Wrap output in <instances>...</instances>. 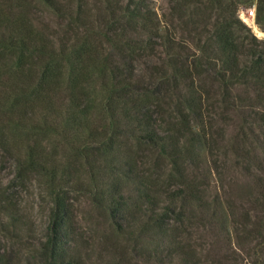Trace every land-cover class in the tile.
Wrapping results in <instances>:
<instances>
[{
    "label": "trees",
    "instance_id": "16d2710c",
    "mask_svg": "<svg viewBox=\"0 0 264 264\" xmlns=\"http://www.w3.org/2000/svg\"><path fill=\"white\" fill-rule=\"evenodd\" d=\"M35 1L49 8L60 20L65 21L68 18L70 22L74 21L75 26H67L61 38L56 35L58 32L48 34L34 22V16L18 11L19 8L25 7L26 0H0V108L6 109L7 121L18 128L33 126L55 133L59 128V117L64 115L63 121H66L70 115L71 119H74V113H71L74 110L89 114L92 109L99 108L104 112L108 126H104L105 130L101 128L100 131H95V134H90L91 138L100 137L102 131L104 134L109 132L107 127L114 136L119 134L121 125L128 127L126 131L135 136L137 143L158 147V155L168 160L172 166V179L180 177L187 182L189 180L185 175L189 169L188 165L192 164L189 159L193 160L187 152L191 146L203 144L207 148L209 163V166L207 163L203 167L207 166L208 171L214 172V181L217 184L225 174L226 157L223 153L218 155L216 151L217 137L209 132L211 124H217L216 117L215 114L208 116L203 113L202 93H196L193 87L194 77L189 68L180 65L183 73L179 75L175 73L176 70L170 74L148 77L134 73L131 62L137 56L144 55L138 52L147 50L153 55L156 49L154 45H162V33L159 32L156 11L148 7L145 0L94 2L104 4V11L108 13V16L98 14L99 17H95L97 21H101L103 28L100 36L95 35L101 38L99 43H112L121 61L127 59V62L122 63L123 71L118 70V65L108 62L106 53L98 50L99 43L91 46L85 40L91 34L89 29H93L90 27L94 16L91 10L99 11V7L83 10L88 0H75V6H72V0ZM262 1L264 0H256L258 10H261ZM236 23H240L238 18L227 19L226 16L221 31L216 34L218 43L225 50L222 63L228 70L214 73L211 77L212 82L221 89L218 90L220 100L216 106L220 111H215L220 116V120H217L221 124L214 132L221 137V133L234 127L239 130L242 140L254 141L261 150L263 159L260 158L255 166L247 160L241 164L233 160L235 167L241 166L246 175L253 177L254 193L238 199L232 195V187L224 191L228 199L217 193L208 195L206 191L209 184H202L199 179L203 178L198 174L194 176L198 178V182H194L193 189L189 186L190 183L182 182L179 187L166 194L167 206L156 204L158 200L150 190L142 194V198L151 203L149 207L136 204L135 210L129 212L124 187L118 180L112 181L107 185L105 193L99 196L100 201H103L102 207L107 212L112 228L116 233L124 234L133 241V250L139 254L141 252L144 263L209 264L207 255L203 256V253L209 254L208 251H202L200 248L193 252L196 262H192L189 255L181 251L178 241H173V247L156 246L150 250L137 247L146 227H157L162 239L172 236L171 232L179 226L177 221L181 220L178 210L184 207L192 195L196 206L206 211L209 217L218 214L233 218L237 213L234 202L238 200L241 214L246 219L243 229L247 232L250 231L251 218H258L260 214L264 218V42H257L254 36L249 39L246 35L240 36L233 27ZM79 27L84 28L81 34L77 29ZM146 34L149 39H143ZM81 37H84L82 43ZM135 52L137 56L134 55ZM157 58L159 59V56ZM72 60L77 66H73ZM85 63L91 64L92 71H86L89 66ZM72 67L78 68L81 73L72 76ZM65 76L68 78L65 79ZM94 78L103 93L97 101L90 92V84ZM181 81H188V89L180 91L172 87ZM64 89L66 102L62 103L59 93ZM66 106L64 113L63 107ZM190 118L198 120L202 125L201 129L193 130L189 124ZM178 124L181 126H177ZM7 142L6 136L0 135V147L10 155L16 169L20 171L18 177H23L19 173L29 168L40 171L52 184L66 183L65 185L70 187L69 179H63L58 166L47 163L46 156L37 153L34 145L27 144L23 149L18 147L17 150ZM248 148L241 150L246 156L252 150ZM104 149L106 150V147L103 145ZM196 163L195 168L200 170L199 162ZM253 167L255 170H252ZM120 173L125 179L139 177L135 171ZM229 184L237 182L232 181ZM64 193L60 188L53 193L55 211L47 227V240L42 244V250L48 252L42 264H68L80 260L65 253L66 249L81 242L82 236L76 233L73 224L67 222L69 217L72 218V207L64 198ZM178 202L180 204L176 208ZM15 205L14 202H2L0 199V218L5 217L0 223L4 231H8L7 227L17 221L14 214ZM168 214L171 216L165 219ZM21 218L18 206L20 224ZM124 255V251L118 254V264L125 263L127 258H123ZM221 259L224 258H219L212 264H227ZM0 262L8 264L1 257Z\"/></svg>",
    "mask_w": 264,
    "mask_h": 264
},
{
    "label": "rangeland",
    "instance_id": "374dc122",
    "mask_svg": "<svg viewBox=\"0 0 264 264\" xmlns=\"http://www.w3.org/2000/svg\"><path fill=\"white\" fill-rule=\"evenodd\" d=\"M95 1L88 0L83 9L99 7V11L91 10L94 16H92L93 21L90 27L93 29H89L91 34L85 39L91 46L101 41V38L99 39L95 34L100 36V33H103L101 21H97L95 17H99L98 14L108 16V13L104 11V4H95ZM145 1L148 7L156 11L159 32L162 33V43H160L162 45H154L156 49L153 55L146 50L139 51L140 55H144L138 57L135 52L134 55L137 58L131 62L134 73L148 77L170 74L176 70L175 73L179 75L183 73L180 65L189 68L194 77L193 87L196 93H202L203 113L208 116L215 114L217 124L216 126L211 124L209 132L217 137L215 146L218 155L223 153L226 157L225 174L216 184L214 172L208 171L207 166L203 167L208 163L207 148L203 144L191 146L190 151L187 152L190 158H193V160L189 159L192 164L188 165L189 169L185 175L189 180L187 182L180 177L172 179L170 177L174 172L172 166L168 160L158 155V147L137 143L135 136L126 131L128 127L121 125L120 131L118 129L119 134L116 136L107 127L109 132L104 134L102 131L100 137L91 138L90 134H95V131H100L101 128L105 130L104 126H108L107 118L99 108L92 109L89 114L74 110L71 112L74 113V119H71L70 115L66 121H63L64 115L59 117L57 133H52L33 126L18 128L12 125L7 121L6 109L2 107L0 108V135L6 136L9 146L18 150V147L23 149L27 144L34 145L37 153L46 156L47 163L58 166L59 174L64 176L63 179H69L70 184L69 188V185H65L66 183L52 184L40 171L29 170V168L22 171L24 174L19 173L23 177H18L20 171L16 169L10 155L0 147V199L2 202L16 203L14 214L17 217V221L7 227L8 231H4L0 223V257L8 264H42L44 256L48 253L43 251L42 244L47 240L45 236L49 233L47 227L53 219L55 211L53 193L57 188L65 192L64 198L72 207V218L69 217L67 222L73 224L76 233L82 236V241L75 247L65 250L67 255L80 259L79 262L73 261L68 264H118V254L121 251L127 255L123 256L127 258L124 264H129L128 261L131 262L130 264L133 262L152 264L144 263L141 252L140 255L133 250V241L124 234L116 233L109 223L107 212L102 207L103 201H100L99 196L105 193L107 185L112 181L118 180L124 187L125 197L129 202V212L135 210L136 204L149 207L151 203L142 198V194L150 190L158 200L156 204L167 206L166 194L175 190L182 182L190 183L189 186L193 189L194 182H198V178L194 176L198 174L203 178L199 179L202 184H209V189L206 191L208 195L217 193L224 199H228L224 191L232 187L231 193L238 199L254 193L253 177L246 175L241 166L235 167L233 160L240 164L247 160L255 166L260 158L263 159L261 150L254 141L242 140L239 130L234 127L221 133V137L214 132V129L219 128L221 124L220 116L215 113L216 110L220 111L216 109V106L219 105L218 90L221 89L212 82L211 77L214 73L228 70L222 63L225 59V50L216 37L222 29L226 16L227 19L238 18L239 10L254 9L257 33L248 28L239 18L240 23H236L233 27L240 36L246 35L248 39L254 36L257 42H264V1L260 3L261 10H258L256 0ZM26 2L25 7L19 8L18 11L34 16V22H37L39 28L48 34L58 32L56 35L61 38L67 26H75L74 21L70 22L68 18L65 21L60 20L49 8L38 1L26 0ZM71 2L72 6H75V0ZM73 16L74 13L72 18ZM77 29L81 34L84 28ZM143 39H149V36L143 35ZM83 40L84 37H81L80 43ZM154 40L158 42V39ZM97 47L99 51L106 53L108 62L118 65L120 67L118 70L123 69L122 63L127 62V59L120 60V55L114 50L112 43H99ZM71 63L77 66L74 60ZM85 64L89 66L86 71H92L91 64ZM72 70V76H78V73H81L78 68L72 67ZM67 78L68 76H65V79ZM91 83V96L97 101L103 93L95 78ZM187 84L188 81H181L173 84L172 87L185 91ZM65 90L59 93L62 103L66 102ZM58 100L56 103L59 105ZM66 109L67 106L63 107L64 113ZM189 124L195 131L202 126L198 120L191 118ZM103 145L106 150H103ZM244 147H249L248 150L252 148L247 156L241 151ZM196 162H199L200 170L195 168ZM252 170H255L254 167ZM126 171H135L139 177L125 179L120 172ZM232 181H236L237 184H229ZM246 182L250 184H244ZM221 202L225 204L224 201ZM195 203L192 195L185 202L184 207L178 210L181 213V220L177 221L179 226L171 232L172 236L162 239L157 227H146L141 239L137 242V247L148 250L156 246L173 247V241H178L181 251L186 252L192 262H196L193 252L201 248L202 251L209 252V254L203 253V256L207 255L209 264L219 258H224L221 260L227 264H264V218L261 214L258 218H251L250 231L247 232L243 229L246 219L241 214L238 200L234 202L237 213L233 218L218 214L209 217L206 211H202ZM179 204V202L176 203V208ZM18 206L22 216L21 224L18 222ZM244 206L249 207L248 204ZM170 216L168 214L165 219ZM0 220H5V217ZM216 254L218 255L214 256Z\"/></svg>",
    "mask_w": 264,
    "mask_h": 264
},
{
    "label": "built area",
    "instance_id": "2783aa9c",
    "mask_svg": "<svg viewBox=\"0 0 264 264\" xmlns=\"http://www.w3.org/2000/svg\"><path fill=\"white\" fill-rule=\"evenodd\" d=\"M240 21L245 23L254 33L256 32L255 13L252 8L241 9L237 12Z\"/></svg>",
    "mask_w": 264,
    "mask_h": 264
}]
</instances>
